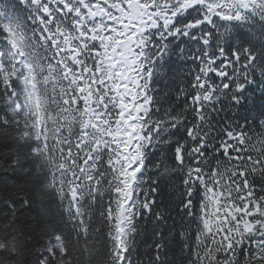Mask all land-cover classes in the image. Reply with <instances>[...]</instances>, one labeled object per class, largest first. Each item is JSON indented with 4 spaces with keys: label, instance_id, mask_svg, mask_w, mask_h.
Masks as SVG:
<instances>
[{
    "label": "snow or ice",
    "instance_id": "6c2138e0",
    "mask_svg": "<svg viewBox=\"0 0 264 264\" xmlns=\"http://www.w3.org/2000/svg\"><path fill=\"white\" fill-rule=\"evenodd\" d=\"M0 264H264V0H0Z\"/></svg>",
    "mask_w": 264,
    "mask_h": 264
}]
</instances>
